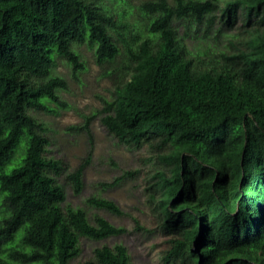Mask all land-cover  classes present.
I'll list each match as a JSON object with an SVG mask.
<instances>
[{"label":"trees","instance_id":"1","mask_svg":"<svg viewBox=\"0 0 264 264\" xmlns=\"http://www.w3.org/2000/svg\"><path fill=\"white\" fill-rule=\"evenodd\" d=\"M82 45L109 96L68 130L93 141L99 116L119 144L148 148L149 198L169 237L163 264H264V0H0V264H72L82 238L127 232L67 202L57 178L81 195L92 153L66 173L36 117L72 108L54 66L66 61L79 78ZM86 204L126 215L100 196ZM83 264L131 258L103 245Z\"/></svg>","mask_w":264,"mask_h":264},{"label":"rangeland","instance_id":"2","mask_svg":"<svg viewBox=\"0 0 264 264\" xmlns=\"http://www.w3.org/2000/svg\"><path fill=\"white\" fill-rule=\"evenodd\" d=\"M139 2L140 0H133V3ZM179 32L183 34V27ZM238 32L239 28L233 29L230 31V36L233 37ZM185 43L191 50L195 47L196 39L185 37ZM76 50L87 63V70L80 73L79 78L74 77L66 61L58 59L54 66L55 74L68 82L69 91L60 92V95L72 108L63 109L59 115L44 113L36 115L49 128L47 136L51 144L46 155L49 158L62 160L67 167V173L74 170L89 153H92L91 162L84 173V190L81 195H75L65 184L64 175L59 176L57 180L66 187L67 202L85 208L91 222L93 216L97 214L117 227L126 228L127 232L104 241L82 238L80 242L82 253L72 264H83L90 260L94 250L103 245L114 247L117 244H123L128 248L131 264H163L162 255L170 247L169 237L159 230L156 202L153 204L149 198L148 187L154 182V178L152 163L146 160L150 158L148 148L132 150L119 144L101 124L99 116L90 128L93 141L86 132L68 130L69 126L83 123V114L90 115L92 111L102 108L99 98L96 97L97 94L109 96L107 92L109 83L99 78V68L94 63L93 51L86 45L76 47ZM130 170L138 171L134 179H125L114 187H102V183L110 184ZM91 196L114 201L126 215L117 216L88 207L86 200ZM135 220H138L146 230H136Z\"/></svg>","mask_w":264,"mask_h":264}]
</instances>
